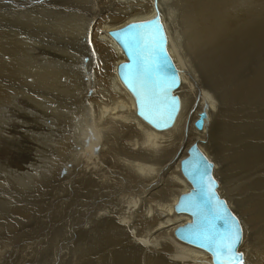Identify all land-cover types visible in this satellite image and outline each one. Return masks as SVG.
<instances>
[{
	"label": "bare ground",
	"instance_id": "1",
	"mask_svg": "<svg viewBox=\"0 0 264 264\" xmlns=\"http://www.w3.org/2000/svg\"><path fill=\"white\" fill-rule=\"evenodd\" d=\"M15 4L16 32L0 33V58L14 87L30 88H24L28 97L14 92L21 98L14 102L13 131L0 126V146L11 143L13 155L8 159L2 147L0 155L15 174L32 181V172L34 186L42 179L47 210L56 215L48 220L78 227L69 239L78 237L79 249L65 264H214L209 252L175 234L191 221L175 207L192 189L181 161L194 144L214 162L220 198L234 203L243 264H264V0ZM4 9L11 11L0 0ZM157 15L181 77L174 93L179 114L162 131L137 114L118 75L126 57L110 35ZM34 232L1 234L0 241L13 236L0 242V264H9L27 237L36 241ZM59 255L54 264H64Z\"/></svg>",
	"mask_w": 264,
	"mask_h": 264
},
{
	"label": "water",
	"instance_id": "2",
	"mask_svg": "<svg viewBox=\"0 0 264 264\" xmlns=\"http://www.w3.org/2000/svg\"><path fill=\"white\" fill-rule=\"evenodd\" d=\"M146 21L152 23L145 24ZM130 25L144 26L130 29ZM129 33L135 36L134 41L125 39ZM110 35L126 57L118 67V75L135 99L137 114L156 130L168 129L181 108V100L174 94L181 77L168 53L170 35L166 26L157 15L129 23ZM205 113L195 123L199 129L207 117ZM181 171L192 189L180 197L175 210L189 215L191 221L176 230V237L209 252L216 264L215 246L206 237L226 240L237 229L241 230L242 237L241 224L228 202L220 198L214 162L197 144L189 148L188 156L181 161ZM240 244L234 251H238ZM235 264H240L239 260Z\"/></svg>",
	"mask_w": 264,
	"mask_h": 264
},
{
	"label": "rangeland",
	"instance_id": "3",
	"mask_svg": "<svg viewBox=\"0 0 264 264\" xmlns=\"http://www.w3.org/2000/svg\"><path fill=\"white\" fill-rule=\"evenodd\" d=\"M2 1H3V4L6 5L8 9L10 8L9 10L11 11L7 13L5 9H4L5 12H3V10L2 11L0 10L1 11L0 12V33L4 35L9 32H10L9 34H15L16 32L15 31L16 28L14 24L15 20H11V19L16 18V4H15L16 0H2ZM13 10L15 11V13ZM86 60L87 58L84 59V61ZM0 64L4 66L1 58H0ZM3 66H0V68ZM7 67L8 66H4V68L0 70V126L2 127L3 132L5 131V129H7V132L9 133L10 131L11 132L13 131V128H14L13 125H14V122H16L14 119L15 118L14 102L16 104V99H17L16 96L21 98V95H16L14 94V92L21 91L24 97H28L27 91L25 92L24 88L29 89L30 87L27 85L28 83H25V84L21 83L19 84L21 86L14 87L15 80L13 82L12 70L11 68H7ZM35 97H40L39 92L36 93ZM2 136L7 137V135H2ZM0 148L1 150L3 149V151L7 155V158L9 157L8 159H11V156L13 155V145L11 143L8 146L1 145ZM7 150L10 151L9 154L7 153ZM0 157L2 158L0 160V188H1L0 189V200H1L0 201V211H1V214L3 215L2 218H0V235L1 234L6 235L9 232H14V230L22 234L23 232L30 231L31 229L35 231L34 232L35 237H38L36 241L32 240V237H27L25 239L26 242L22 243L21 245L22 247L27 246L28 248L24 249L21 247L22 251L21 252L18 251V253L15 254V257L9 264H54L56 261L54 260V258L56 254L58 253L62 254V255H59V257L57 258L58 263H60L61 258H63L64 264L67 263L68 262L67 255L72 254L74 251L79 249L78 248L79 247L78 237H76V239H74L73 241L70 240L71 239L70 232L72 231L71 233H73L75 229L78 228L75 225V222L69 227H66L65 222L59 221L60 217L56 220H48L49 218L56 217V215L52 214L51 212L47 210V204L45 203L46 201L43 199V197L45 196L43 194L45 189H44V183L41 182L42 179H38L34 186L33 176L31 175L32 172L30 173L32 181L30 177L25 178L26 174L24 176L17 175L14 173L15 169L12 170L13 168L9 167L10 166V162H8L9 160L4 159L5 158L4 153H3V157L2 155H0ZM28 179L29 181L27 182ZM30 183H32L31 186H30ZM38 187H40L39 189H42L41 192H38L39 191ZM8 196H15L16 198L14 199ZM29 199H30V202H29ZM227 200L228 202L230 201L228 198ZM9 203L13 204L14 206L16 205L15 207H18L20 211H22L28 217L26 219H23L18 214H15L14 213L15 211L12 209L13 205H10ZM39 203H42V204L37 207L36 205ZM229 203L231 207L233 208L234 212H236L233 201H230ZM46 210H47V213L45 214ZM242 219H243V224H245L246 220L243 217ZM6 222H9V223H6ZM56 222H57V226H55ZM10 226H11L12 231L10 230ZM10 236L12 237L13 235L11 234L8 235L7 237H5V241H0V242L3 245L5 243L9 244ZM67 238L68 239L70 238L69 243L65 242L67 240L61 242V240L67 239ZM65 244H69L66 249L65 247H63ZM1 247L2 246L0 245V254L2 251ZM37 250H39L38 253H37ZM54 251H57V252L54 253Z\"/></svg>",
	"mask_w": 264,
	"mask_h": 264
},
{
	"label": "snow or ice",
	"instance_id": "4",
	"mask_svg": "<svg viewBox=\"0 0 264 264\" xmlns=\"http://www.w3.org/2000/svg\"><path fill=\"white\" fill-rule=\"evenodd\" d=\"M152 21H146L145 24H151ZM144 25H130L129 28L143 27ZM125 39L134 41L135 36L132 34H125ZM216 249V264H235L239 260L243 264L242 254L236 249V245L241 242V230L237 229L226 240H217L214 236L206 237ZM226 254V255H225Z\"/></svg>",
	"mask_w": 264,
	"mask_h": 264
}]
</instances>
